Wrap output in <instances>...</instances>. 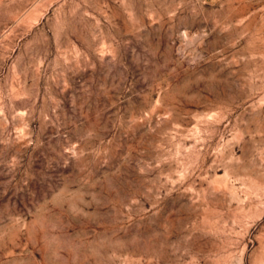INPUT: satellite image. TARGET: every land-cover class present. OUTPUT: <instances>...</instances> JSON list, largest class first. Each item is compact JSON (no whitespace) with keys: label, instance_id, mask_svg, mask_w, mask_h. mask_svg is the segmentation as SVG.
<instances>
[{"label":"rangeland","instance_id":"rangeland-1","mask_svg":"<svg viewBox=\"0 0 264 264\" xmlns=\"http://www.w3.org/2000/svg\"><path fill=\"white\" fill-rule=\"evenodd\" d=\"M0 264H264V0H0Z\"/></svg>","mask_w":264,"mask_h":264}]
</instances>
